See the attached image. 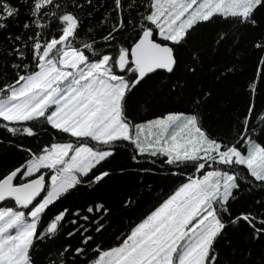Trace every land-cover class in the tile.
Listing matches in <instances>:
<instances>
[{"label": "snow or ice", "instance_id": "obj_1", "mask_svg": "<svg viewBox=\"0 0 264 264\" xmlns=\"http://www.w3.org/2000/svg\"><path fill=\"white\" fill-rule=\"evenodd\" d=\"M21 3L29 17L23 30L36 29L27 37L8 31L20 9L0 0V33L6 34L9 45L0 47V56L12 58L5 60V67L15 73L12 82L0 86V127L12 136L35 137L45 128L55 135L38 153L27 149L30 158L0 176V264H34L36 242L52 239L69 210L57 213L41 231L46 211L77 186L108 177V171L99 169L120 147L131 150L134 163L141 158L153 164L162 160L175 169L191 167L192 175L117 246L96 245L89 258L86 246L93 237L86 235L88 229L80 226L68 233L80 231L83 237L73 264L75 258L85 264H220L216 243L229 227L243 225L252 240L264 239V213L233 216L230 211L243 185L264 187V146L253 140L250 128L254 104L233 142L213 138L203 126L200 110L210 93L193 94L185 111H166L140 123L127 115L128 101L138 87L160 71L175 72L178 50L199 26L219 19L234 28H259L256 14L264 9V0H113L116 23L102 38L107 50H98L95 41L77 39L80 21L67 10L65 0ZM126 11H135L138 22L132 16L126 20ZM53 24L59 35L53 34ZM129 25L131 42L113 45ZM230 36L237 39L234 32H220L215 44ZM252 47L262 53L258 73L264 76V33ZM193 60L199 61V56ZM188 70L196 74L195 67ZM251 88L255 90V82ZM131 203L129 199L126 206ZM87 211L107 215L108 209L100 204ZM93 223L96 232L102 231L103 224Z\"/></svg>", "mask_w": 264, "mask_h": 264}, {"label": "trees", "instance_id": "obj_2", "mask_svg": "<svg viewBox=\"0 0 264 264\" xmlns=\"http://www.w3.org/2000/svg\"><path fill=\"white\" fill-rule=\"evenodd\" d=\"M9 2L19 7L20 15L17 21H10L12 27L8 31L13 36L33 35L35 28L25 32L22 27L29 19L25 15L27 6L21 0ZM65 4L67 10L74 12L79 18L77 39L82 43L95 41L98 50H107L108 45L102 38L116 23L113 0H91L90 3L88 0H65ZM256 15L257 22L261 25L256 29L234 28L219 19L215 23L199 26L192 33L188 44L178 50L179 65L175 72L168 74L160 71L134 91L128 101L129 118L140 123L166 111H185L189 108L187 100L193 94L210 93L200 111L203 126L213 138L233 142L244 118L248 116L249 105L254 104L250 117V128L254 129L252 138L264 146V76L258 73V61L262 53L252 47L253 42L264 33V9ZM129 16L135 18L134 23L138 22L139 16L135 11H126L125 19ZM57 28L58 25H52L55 35H59ZM224 31L234 32L237 39L233 40L230 36L227 42L217 46L215 41L218 34ZM133 36L129 25L128 30L118 33L117 39L112 43L116 47L127 46ZM8 46L6 34L0 33V47ZM194 55L199 56V61L194 62ZM6 59L12 58L0 56V86L15 79L14 70L10 66L5 67ZM190 67L196 68L195 75L188 70ZM226 69L230 71H225ZM253 82L256 83L254 91L251 88ZM54 135L53 130L45 128L35 137L12 136L0 127V176L24 164L30 158L27 149L31 148L38 153L42 146L52 142ZM131 156L128 147L118 148L115 156L99 169L108 171V177L98 184L77 186L50 206L41 219V231L57 213L68 209V215L52 239L36 242L32 252L34 264H61V261L73 264L74 250L82 246L83 237L80 231L72 236L68 233L80 226L86 227V235L93 237L86 246L89 258L94 255L91 249L96 245L104 249L117 246L136 223L186 182L193 172L191 167L175 169L164 165L162 160L153 164L148 162L149 158H141L138 163H134ZM173 171L179 174L173 175ZM236 197L230 204L233 216L241 212L264 213V187L256 185L249 188L243 185ZM129 199L132 203L126 206ZM100 204L108 209L107 215L87 211L89 207L95 208ZM76 211L80 212V217L73 215ZM83 216H88V221H84L81 218ZM227 219L229 217H225L226 221ZM73 220L77 224L71 223ZM93 221L103 224L102 231L96 232L97 225ZM65 248L68 249L67 252L64 251ZM216 250L220 264H264V239L258 242L252 240L248 229L243 225L229 227L217 241ZM249 252L251 256L248 255ZM75 264H85V261L83 258H75Z\"/></svg>", "mask_w": 264, "mask_h": 264}, {"label": "water", "instance_id": "obj_3", "mask_svg": "<svg viewBox=\"0 0 264 264\" xmlns=\"http://www.w3.org/2000/svg\"><path fill=\"white\" fill-rule=\"evenodd\" d=\"M161 72H163V71H161ZM43 195V194H42ZM39 199V198H38Z\"/></svg>", "mask_w": 264, "mask_h": 264}]
</instances>
